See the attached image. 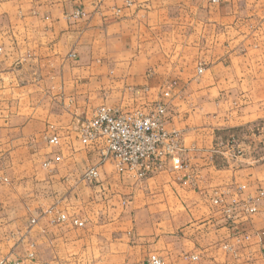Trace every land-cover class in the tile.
<instances>
[{
    "label": "crops",
    "instance_id": "0c3cea01",
    "mask_svg": "<svg viewBox=\"0 0 264 264\" xmlns=\"http://www.w3.org/2000/svg\"><path fill=\"white\" fill-rule=\"evenodd\" d=\"M159 103L185 172L140 181L78 138L99 107ZM259 191L264 0H0V264H264V199L239 214Z\"/></svg>",
    "mask_w": 264,
    "mask_h": 264
},
{
    "label": "built area",
    "instance_id": "2783aa9c",
    "mask_svg": "<svg viewBox=\"0 0 264 264\" xmlns=\"http://www.w3.org/2000/svg\"><path fill=\"white\" fill-rule=\"evenodd\" d=\"M77 11L73 17H84ZM201 72V70H199ZM169 94H165L168 97ZM167 108L164 103L155 106L150 114L141 111L124 112L108 106L99 107L93 117L86 121L78 132V138L85 146H96L100 151L101 162H113L119 173H133L143 181L163 172L170 166L174 172H184L189 168L183 158L178 132H169L166 127ZM53 145L59 144V138L50 139ZM48 166V163L46 164ZM90 182L98 177L96 168H90L85 174ZM4 181H6L4 179ZM264 199V191L255 197L247 198L240 204L241 218H249L258 212V203ZM219 204V200L214 201ZM235 204V203H234ZM231 213V210H227ZM68 220L62 215L60 221ZM71 224L82 227L83 223L72 219ZM233 245L249 241L250 237H236ZM233 245H225L224 249L232 251ZM193 261L198 257L192 256ZM148 264H163L156 255L147 260Z\"/></svg>",
    "mask_w": 264,
    "mask_h": 264
},
{
    "label": "rangeland",
    "instance_id": "374dc122",
    "mask_svg": "<svg viewBox=\"0 0 264 264\" xmlns=\"http://www.w3.org/2000/svg\"><path fill=\"white\" fill-rule=\"evenodd\" d=\"M166 94V93H165ZM135 112V111H134ZM109 162V161H108ZM189 164V163H188ZM167 168H171L170 166H167ZM166 168V169H167ZM165 169V170H166ZM171 171H173L172 169H171ZM174 172V171H173ZM185 172V171H184ZM175 173H180V172H175ZM160 174V173H159ZM152 178V177H151ZM150 179V178H149ZM190 179V177H187V181ZM179 210L180 211H182V212H184V208H183V206L182 205H179ZM179 210H177V212L178 213H181ZM173 217H175V216H173ZM245 218V217H244ZM250 218V217H249ZM185 221V219H184V217L183 216H178V217H176L175 219H173V221H172V223L174 224H177V227H175L174 229L176 230V229H178L176 232V234H178V236L180 237V236H183V232H184V222ZM163 222H167V224H166V228L168 229V230H170L169 229V220L167 219V220H164ZM169 232V231H168ZM246 236H249V235H247V234H243V235H240V236H235V238L236 237H240V238H244V237H246ZM234 238V240H236ZM243 244H244V242L243 243H241L240 245H233L234 246V248H241L242 246H243ZM234 248H233V250H234ZM236 251V250H235ZM154 255V254H153ZM144 256V254H143V252H142V250L141 249H136V250H133L132 252H131V256H130V258H131V262H145L146 264H148V262H147V260H148V258L150 257V256H152V255H148V256H146L145 258L143 257ZM143 257V258H142ZM146 260V261H145ZM162 260V259H161ZM163 261V260H162ZM187 261H190V259L188 258V256H185L184 257V260H183V262H187ZM164 264V263H163Z\"/></svg>",
    "mask_w": 264,
    "mask_h": 264
}]
</instances>
